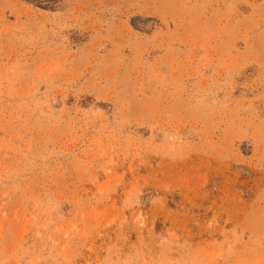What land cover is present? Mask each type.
<instances>
[{"label":"rangeland","instance_id":"obj_1","mask_svg":"<svg viewBox=\"0 0 264 264\" xmlns=\"http://www.w3.org/2000/svg\"><path fill=\"white\" fill-rule=\"evenodd\" d=\"M0 264H264V0H0Z\"/></svg>","mask_w":264,"mask_h":264}]
</instances>
